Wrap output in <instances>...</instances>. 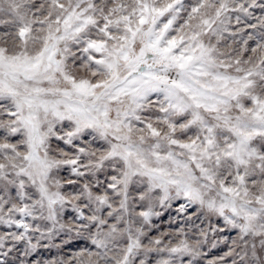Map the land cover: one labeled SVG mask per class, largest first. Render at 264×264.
<instances>
[{
    "label": "snow or ice",
    "instance_id": "6c2138e0",
    "mask_svg": "<svg viewBox=\"0 0 264 264\" xmlns=\"http://www.w3.org/2000/svg\"><path fill=\"white\" fill-rule=\"evenodd\" d=\"M0 264H264V0H0Z\"/></svg>",
    "mask_w": 264,
    "mask_h": 264
},
{
    "label": "rangeland",
    "instance_id": "374dc122",
    "mask_svg": "<svg viewBox=\"0 0 264 264\" xmlns=\"http://www.w3.org/2000/svg\"><path fill=\"white\" fill-rule=\"evenodd\" d=\"M163 219H166V217H163ZM223 250H224L223 247H221V246H217V249H216V250H210V251H211V254H212V255H218L219 252H221V251H223Z\"/></svg>",
    "mask_w": 264,
    "mask_h": 264
}]
</instances>
